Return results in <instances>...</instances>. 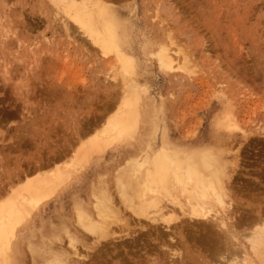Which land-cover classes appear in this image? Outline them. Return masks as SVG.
Wrapping results in <instances>:
<instances>
[{
	"label": "rangeland",
	"instance_id": "obj_1",
	"mask_svg": "<svg viewBox=\"0 0 264 264\" xmlns=\"http://www.w3.org/2000/svg\"><path fill=\"white\" fill-rule=\"evenodd\" d=\"M104 1L118 10V30L124 39L121 46L135 59V76L146 90L140 131L136 141L94 155L86 168L76 169L58 195L40 206L25 239L19 235L14 240L13 264H38L31 246L45 248L44 240L51 251L59 253L55 264L64 255L80 261L67 247L66 232L80 233L75 212L80 206L94 210L101 183L109 197L115 196V170L135 157L138 143L147 141L157 118L161 129L167 127V141L174 148H225L226 182L235 195L239 193L236 197L252 204L264 199V186L256 182L264 185V135H257L264 132V0ZM53 11L46 0H0V188L8 187L11 176L21 168L32 169L34 162L46 160L49 151L58 146H66L72 154L45 167L43 173L31 175L68 166L79 147L99 134L106 119L115 115L121 100L116 56L100 53L80 31L75 33L76 27L68 39ZM160 45L169 46L179 62V53L186 52L195 73L189 74L186 68L161 71L150 55ZM112 71L118 75L117 81L116 77L111 78L115 81L109 79ZM237 78L245 84L238 85ZM225 104L231 105L237 121L251 133L248 140L214 126V120L225 115ZM81 129L83 133L77 132ZM232 135L242 140L229 139ZM156 140L161 143V132H156ZM20 180L13 185H21ZM241 185L242 192H237L236 186ZM239 239L247 243L243 237ZM87 243L91 248L79 244L82 255L89 254L87 250L94 252L92 241ZM45 259L47 255L39 262L45 264Z\"/></svg>",
	"mask_w": 264,
	"mask_h": 264
},
{
	"label": "bare ground",
	"instance_id": "obj_2",
	"mask_svg": "<svg viewBox=\"0 0 264 264\" xmlns=\"http://www.w3.org/2000/svg\"><path fill=\"white\" fill-rule=\"evenodd\" d=\"M46 2L53 7L54 17L61 21V26H63L61 29L64 30L68 39H72L73 36L70 35L80 31V34L86 37L85 39L89 44L96 47L100 53L105 56L111 54L116 56L117 63L120 64V68L116 69L120 70L121 73L117 72V74L119 73L121 75L119 77L122 79L121 86L119 85L121 87L119 95L121 100L119 97L117 98L120 100L117 111L114 116L106 119L104 127L98 131L100 133L87 141V144L79 147L73 160L70 159V162L66 160L69 162L68 166H59L54 170L51 169L52 171L49 173L32 177L31 173L37 174L45 167H49V165L51 167L52 163L72 154L70 149L65 148L66 146L64 148L55 147L56 144H53L55 149L49 151L46 160L40 159L34 162L32 169L31 167L28 170L21 168V172L11 176L8 187L4 189L1 186L0 226L8 224L9 220L13 222L17 219L20 220L9 242L10 250L8 245L5 246V255L12 261V264L13 259H16L12 256L15 249L13 247L14 240L19 235L25 236L27 230L30 231L31 219L40 206L58 195L65 187L64 184L71 182L78 167L86 168L94 155L105 153L109 142L121 135L128 122H136L139 131L141 127V100L144 91L138 97L135 92L137 89H145L135 76V59L126 53L121 46L124 39L118 30L121 22L118 10L105 1L102 2V0H59L65 4L107 6V8H73L67 12L55 7L57 0H46ZM72 28L75 29V33L71 31ZM181 53L183 52L179 53L181 58L179 62L178 56L172 53L169 46L160 45L150 55L155 57L160 70L163 72L186 68L189 74L195 73L192 71L194 67L191 68L190 59L185 54L186 52L182 55ZM127 61L132 63L127 64ZM114 66L113 69L115 70ZM126 67L129 68L127 72L124 71ZM112 74L114 75H110L109 79L118 77V75L115 76L116 72ZM106 76L108 79V75ZM237 79L236 81L239 80L237 83L240 85L241 80ZM241 84L244 85L245 82L242 81ZM126 94L130 104L129 107L123 108L122 104ZM230 116L237 126H241V133L238 135H242L243 140H248L251 133L237 121L232 110ZM222 119H226L225 115ZM109 120L112 121L111 126H109ZM34 121H31L32 125L36 124ZM28 124L24 125L23 128L28 127ZM26 130L28 131V129ZM244 130L247 135H244ZM77 132L83 133L82 129ZM152 134V147L149 149V137ZM238 135L229 136V139L242 140ZM257 135L263 136L264 132H259ZM134 141L136 139L129 142ZM201 144L206 143L202 142ZM137 147L139 149L135 157L130 158L115 170V183L113 184L116 188V194L113 197L110 196L111 206L100 202V197L96 195L94 197V210L80 206L75 212L74 222L80 233L73 235L72 232H66L69 238L67 247L71 249L70 255H73L74 258L77 257L80 261L73 258L71 260L68 255H64L63 260L68 261V264H217L218 262L264 264V233L260 232L261 229H264V199L261 198L263 203L261 205V202L252 204L237 198L239 193L235 195L229 185L230 182H226L227 171L223 159L221 166H225V175L214 194L213 188L216 186V182L213 172L215 165L211 160L206 161L202 154L214 155L216 150L213 151L212 148L196 150L182 149V147L181 149L174 148L168 141L165 144L163 140L161 143L156 140V132L153 130L147 141L138 143ZM161 147L164 148V154L157 155ZM85 158H87V162H85ZM130 161L134 163L130 164ZM177 176L182 180L181 185L176 183ZM14 180H20V183L21 181L23 183L16 187L13 185ZM118 180L128 186L125 192L126 198L121 196L123 186H119ZM256 182L259 186H264L259 180ZM254 183L252 186H256ZM236 187L237 189L233 187L234 190L242 192L240 191L242 185ZM243 192L245 193V190ZM3 193L5 195H2ZM246 193L249 192L246 191ZM101 213L104 214V222L109 225L103 238L92 236L90 232L85 231L90 223L99 222ZM113 215H115V221L112 219ZM240 226L242 232H240ZM113 227H118L121 230V235ZM240 237H243L247 243H242ZM254 239L257 244L255 251H253V244L250 243ZM116 240L118 242H115ZM89 241L95 245L94 252L87 250L89 254L82 255L79 244L81 245L82 242L81 247L91 248V246H87ZM42 245H45V248L37 245L35 248L33 245L31 246L34 260L38 264H42L39 259L41 260L44 255H47L48 259H45V264H55L54 259L60 257L59 253L51 251L45 240ZM49 255L53 261L49 260Z\"/></svg>",
	"mask_w": 264,
	"mask_h": 264
},
{
	"label": "snow or ice",
	"instance_id": "obj_3",
	"mask_svg": "<svg viewBox=\"0 0 264 264\" xmlns=\"http://www.w3.org/2000/svg\"><path fill=\"white\" fill-rule=\"evenodd\" d=\"M55 7L57 9H64L65 12H67L70 9L73 8H81V7H96V8H107V6H103V5H76V4H65L62 2H59V0H57V2L55 3ZM79 22V21H78ZM131 61H127V64H131ZM163 67V64H162ZM129 68H125V72L128 71ZM191 74V73H190ZM142 91H146V90H140L137 89L135 92V95L138 97L140 95V93ZM130 101L128 99V96L126 94L125 96V100L122 104L123 108H127L129 107ZM230 112H231V105L230 104H225V117L226 119H220L219 117H217L214 120V126L217 128H222L224 130H226L229 133L235 132L240 134L241 133V126H237L233 121L232 118L230 116ZM112 121L109 120V126H111ZM138 124L134 121H130L126 124V127L124 128V131L121 133L120 136H118L117 138H115L114 140L110 141L109 144L107 145L108 147H115L116 145L119 144H127L129 141H132L134 139L137 138L138 136ZM153 132H161L162 133V140L163 142L166 144L167 143V139H168V129L167 127L164 128H160L159 124H158V118L157 120H154L153 122ZM244 135H247V132L244 130ZM152 138H153V134L149 137V149H151L152 147ZM223 147H221L220 151H215V154H209V153H203V157L204 159L207 160H211L215 167H214V180L216 182V186H214L213 188V192L214 194L217 192V187L220 185L221 179L222 177H224L225 175V166H221L222 164V159H223ZM164 154V148L161 147L159 150V153L157 155H161ZM85 162H87V158H85ZM219 162V163H217ZM130 164L134 163L132 161L129 162ZM233 166H235V160H232ZM189 179H191V177H189ZM104 180V177H101V181ZM117 183L119 184V186H123L122 191H121V196L122 198H126V190L128 189V186L126 184H124L122 181L118 180ZM176 183L181 185L182 184V180L179 176L176 177ZM99 197H100V202H102L103 204H106L108 206H111V199L107 193L106 187L103 185V183H101L100 185V191H99ZM98 211H99V204H98ZM112 219L115 221V215L112 216ZM105 221V217L104 214L101 213V219L99 220V222L96 223H90V226L88 228L85 229L86 232H90L92 234V236H99L100 238H103V236L107 233L108 231V227L109 225L107 223L104 222ZM20 223V220L17 219L15 222L9 220L8 224H3L2 226H0V264H12V261H10L7 256L5 255V246L8 245L9 250H10V241L12 239V234L14 232V230L17 228V225ZM261 233H264V229L260 230ZM250 243L253 244V251L256 250L257 244L255 239L250 241ZM58 264H68V261H65L63 259H61L60 261H58Z\"/></svg>",
	"mask_w": 264,
	"mask_h": 264
},
{
	"label": "crops",
	"instance_id": "obj_4",
	"mask_svg": "<svg viewBox=\"0 0 264 264\" xmlns=\"http://www.w3.org/2000/svg\"><path fill=\"white\" fill-rule=\"evenodd\" d=\"M25 236H26V234H25ZM25 236H24V238H22V239H25ZM20 241H21V240H20ZM19 244H21V243L19 242ZM19 244H18V245H19ZM29 244L32 245L33 243H29ZM19 264H23V262H20Z\"/></svg>",
	"mask_w": 264,
	"mask_h": 264
}]
</instances>
